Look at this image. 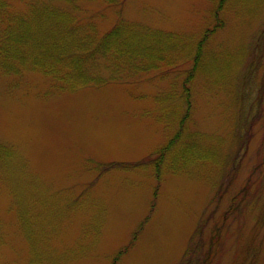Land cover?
<instances>
[{
  "label": "rangeland",
  "instance_id": "374dc122",
  "mask_svg": "<svg viewBox=\"0 0 264 264\" xmlns=\"http://www.w3.org/2000/svg\"><path fill=\"white\" fill-rule=\"evenodd\" d=\"M27 24L95 56L0 53V264H264V0H0Z\"/></svg>",
  "mask_w": 264,
  "mask_h": 264
},
{
  "label": "trees",
  "instance_id": "16d2710c",
  "mask_svg": "<svg viewBox=\"0 0 264 264\" xmlns=\"http://www.w3.org/2000/svg\"><path fill=\"white\" fill-rule=\"evenodd\" d=\"M223 1V0H222ZM37 2H32V6H36ZM48 5H44L41 8L45 9V13L47 14V17L53 18L54 12H59L63 23L66 24L71 19V14L68 15L62 11H60L58 8L55 7H49ZM37 7V6H36ZM33 9V8H32ZM47 17H42L44 20H48ZM35 20V18H34ZM33 20V21H34ZM21 29V33L18 36H15V33L13 31H10V33H7L5 36V47L7 49H4L3 47H0V53L1 51H4L5 53L10 50L14 52L13 54H19V55H27L32 59H36L39 63H43L45 68L48 69V72H59L57 69L58 64L64 63L66 61L69 64V71L67 72L69 76L67 77L70 81H72L75 84L84 83L85 79L80 77L81 74H84L87 66L89 64V60L94 55L91 50H86L82 48L84 45H86L88 42H85V39L77 38V40L73 43L72 46L66 48V46H62V48H56L53 53H50L49 51H45L42 57H38V54L40 49L38 48L39 40L37 37V31L34 35H30L34 31V27L32 24H27V26L19 25ZM107 35V33L105 34ZM76 44V47H75ZM96 44H101V41L99 40ZM62 45V43H61ZM75 47V50L71 52V47ZM202 44H200V47ZM104 49H98L94 51H104V55H106L107 51ZM109 52V51H108ZM95 56V55H94ZM199 58L196 57V61L198 62ZM197 65V64H196ZM196 65L194 68H196ZM77 74V76H76ZM91 80H93L92 77H90Z\"/></svg>",
  "mask_w": 264,
  "mask_h": 264
}]
</instances>
